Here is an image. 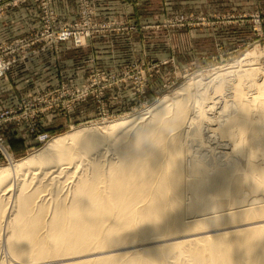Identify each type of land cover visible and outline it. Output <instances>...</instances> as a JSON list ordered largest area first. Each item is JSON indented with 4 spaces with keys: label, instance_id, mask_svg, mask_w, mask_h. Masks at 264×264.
<instances>
[{
    "label": "bare ground",
    "instance_id": "bare-ground-1",
    "mask_svg": "<svg viewBox=\"0 0 264 264\" xmlns=\"http://www.w3.org/2000/svg\"><path fill=\"white\" fill-rule=\"evenodd\" d=\"M259 69L17 162L4 151L0 250L15 264H264V78L244 85Z\"/></svg>",
    "mask_w": 264,
    "mask_h": 264
},
{
    "label": "rangeland",
    "instance_id": "rangeland-1",
    "mask_svg": "<svg viewBox=\"0 0 264 264\" xmlns=\"http://www.w3.org/2000/svg\"><path fill=\"white\" fill-rule=\"evenodd\" d=\"M35 1L38 18L28 23L36 28L0 41V56L2 46L15 49L5 50V57L14 63L0 80H7L19 63L26 64L40 54L64 52V60L53 63L54 73L34 63L32 94L27 93L28 79H22L19 102L9 105L11 100H6L0 108V114L5 110L25 112L13 122L0 121V135L7 139L16 162L77 129L125 121L134 124L139 118H151L155 105L171 106L174 99L196 92L198 81V87L226 80L235 83L239 77L227 73L232 68L261 67L264 71V0H77L73 18L59 12L54 0ZM28 2H4L0 16ZM63 30L84 36L81 45L75 37L60 41L58 35ZM19 41L26 44L16 47ZM66 45L78 51L63 49ZM250 52L259 53L254 61L238 62ZM21 70L23 73L28 68ZM60 73L63 77L56 76ZM261 74L244 81L248 94L256 92L251 83L263 81ZM228 95L226 91L215 100L213 111L230 99ZM28 124L52 139L40 143L36 133L29 132ZM11 127L23 138L32 139V145L25 147L23 141L15 139ZM209 133L208 141L214 145L217 142ZM9 162L0 155V167L11 166ZM0 252L6 262L11 258L5 249Z\"/></svg>",
    "mask_w": 264,
    "mask_h": 264
},
{
    "label": "crops",
    "instance_id": "crops-1",
    "mask_svg": "<svg viewBox=\"0 0 264 264\" xmlns=\"http://www.w3.org/2000/svg\"><path fill=\"white\" fill-rule=\"evenodd\" d=\"M76 2L77 0H54V4L57 10L59 12H62L63 15L67 18H73L76 9ZM103 2H152V0H103ZM31 12L32 16H30ZM38 14V4L35 0L28 2L24 7L13 9L9 13H3L0 16V41H6L7 39L9 40L15 36L25 34L27 31L36 28L29 25L28 22L31 20V18H38ZM25 21L27 22V25L23 23ZM63 49H67L68 51H78L74 48H71L70 45H66L65 47L63 46ZM63 53L64 52L57 53L56 55L54 53H44L40 54L37 59L33 60L34 62L32 61V59H29L26 64L19 63L17 68H14V70L10 73L7 80H0V108L5 104L6 100H11L9 102V105H14L19 102V98L21 97L19 92L21 89L20 83H23L21 81L22 79H28V83L30 84V91H28L27 93L30 95L32 94V66L34 63H38V65H36L38 67L46 66V70H48L50 73H54L53 67L55 66V64L53 63L62 62L64 60V57L62 56ZM22 67L28 68V71H23L22 73ZM56 76L63 77L61 73L56 74ZM11 129L13 132H16V135L14 134L15 139L23 141L25 147L32 145V139L27 140L23 138V134L17 132L16 129L12 127Z\"/></svg>",
    "mask_w": 264,
    "mask_h": 264
},
{
    "label": "built area",
    "instance_id": "built-area-1",
    "mask_svg": "<svg viewBox=\"0 0 264 264\" xmlns=\"http://www.w3.org/2000/svg\"><path fill=\"white\" fill-rule=\"evenodd\" d=\"M28 1H32V0H0V12L3 10V6H4V2H28ZM43 2H53L52 0H43ZM78 2H89L88 0H78ZM72 37H75V42L77 45H81V42H82V39L84 38V36H82L80 38V35L79 34H76L74 33L72 30H63L59 33L58 35V39L60 41H66ZM26 41H19V42H16L15 46L16 47H22L24 46L26 43ZM14 46V45H13ZM2 56H0V76H3L8 70H9V67L12 63H14V59L13 61L10 59H7L5 57V50L7 51H15L14 48H9V47H6V46H2ZM18 113V115H14V113ZM13 111V110H5L3 111L1 114H0V121H4V122H13L12 120H16V119H20L18 118V116H22L23 114H25V112L19 114V111ZM11 115V117L9 116ZM14 116H16L14 118ZM29 128V132L32 133V131L34 133H36V137H37V141H39L40 143L44 142V139L45 138H49L51 135L48 134V133H43V132H40L39 130H35V127L32 129V124H28ZM0 143L2 144V148L0 147V155L1 157H5L6 158V155L4 154V151H6L7 149H9L8 147V141L5 137H3L2 135H0Z\"/></svg>",
    "mask_w": 264,
    "mask_h": 264
}]
</instances>
